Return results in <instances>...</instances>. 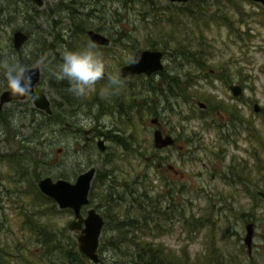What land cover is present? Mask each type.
<instances>
[{
  "label": "rangeland",
  "instance_id": "rangeland-1",
  "mask_svg": "<svg viewBox=\"0 0 264 264\" xmlns=\"http://www.w3.org/2000/svg\"><path fill=\"white\" fill-rule=\"evenodd\" d=\"M57 1L61 4V0H46L44 5L40 8L48 11ZM63 1L68 2L70 0ZM227 1L228 0H211L212 4L210 12H215L224 7L225 2ZM82 2L85 4H75L77 9L81 12L90 11L92 17L89 16V20L98 21L103 17L104 20L108 21L107 24L110 27L109 29L113 30L115 33L122 25H128L135 29L133 21H135V24L140 27L145 26L143 31H139V35L142 38L146 36V32L150 30L153 31L154 29V38H158L159 36L163 38V34L159 35L158 32L160 26L157 27L156 24L154 25L152 22L145 25L142 21L144 15L150 16L151 11L149 9L152 8V6L157 10L172 7L169 0H155V3H147L144 0H134L129 7H124L121 0H107L106 2L101 1L99 3H96L95 0H82ZM236 3H238V6L236 8L234 7V10H236L235 20L237 21L235 26L230 28L229 24L220 25L212 23L213 25L211 28L207 30L208 32L204 36L205 40L203 43V48L206 49L204 59L207 58L204 66L197 63L196 60H199L198 56L193 58L194 62H189L187 60L185 61V64L183 63L184 61L177 58L172 59L168 55L164 56L165 72L168 71L170 73L173 69L175 72H179L182 70L180 67H184V69L187 70V73H192L194 75L195 84L188 88V90H191V96L186 95L187 100H183V98L177 99L172 95L170 96V93L167 94L168 96L157 95L155 97L159 102L158 107L159 111H161L160 121L162 128L165 131H172L174 135L177 136L176 143L164 149L160 154L163 156L161 158L165 159V168H167L168 163H172L180 171L179 176H176L175 178L177 182L175 189H177V187H182V194H179L177 198L184 204L187 210V217L194 214L200 216L202 213H206V216H210V220H213L210 225L214 228L206 226L207 228L201 229L197 235L194 234L193 239H191L190 233L186 231L183 224L178 221H176L175 230L164 232L157 236L158 241L160 240L166 245H171L173 248L179 250V252H182L181 250L187 246L190 261L195 260L198 255H202L204 260H207V254L210 249L207 244L210 245L211 243L218 246L220 252L222 249L223 251L225 250V252L230 250L239 252V254L241 252L242 254L246 252V249H243L240 246L246 232V222L243 223L244 220L239 219L238 223L231 215L234 206L233 194L236 187L231 181L223 179V176L218 174L221 173L219 172L221 170L215 171V169L218 168L217 166H215V168L209 166L205 169L199 161L196 165H191L190 162L187 163L186 156V149L191 146H198L197 155L200 154V156L204 157V154L207 152L211 159H213V156L215 155L212 151L218 152L216 145L221 139L220 134L223 132V125H225V130L229 127V130L231 131L232 128V121L226 120L231 116V114H228L227 105L231 107L233 100H235L236 97L230 88L232 83H240L246 87L245 94L247 95L244 94V98H247L249 95L252 100L258 101L261 105H264V4L255 0H236ZM70 16L71 12L69 9L60 7L59 13L56 14V16H53L50 20H47L46 15H43L36 20L38 25L32 22L33 28L40 29V34L37 35L38 32L36 31L35 33V30L33 31L32 37L26 45V49L36 52L41 46L39 44V40L42 39L40 35H42L47 42L53 40L54 34H60L64 38L69 39L70 34L74 29L70 21ZM1 18L6 20L8 19V16L2 15ZM75 18L78 19L79 16L76 14ZM54 20L59 21L57 27L54 24ZM24 24L30 26L27 22H24ZM161 29L162 32H166L167 30L165 26ZM12 32L13 28L11 24L7 23L1 25L0 35L4 39L3 42L5 45L11 46ZM108 35L112 37L111 34ZM128 45L129 43L126 37L125 42L120 40H117V42L113 41L110 47L111 51L102 54L108 72L112 74L118 72L122 65L128 63L132 59L136 48L129 49L127 47ZM65 50H68V46L59 43L60 54ZM42 59L41 56V58L36 60L35 64L41 63ZM181 63L183 65H181ZM0 73L4 75L3 69H0ZM181 76L182 79L185 78L184 74ZM190 78H192V76ZM154 79L155 81L159 80V73L156 74ZM140 80L143 82L145 78H140ZM39 86L45 90L52 99L61 100L57 93L51 88L49 78L44 77ZM143 88V97H149L148 99H151L154 95L152 90L147 91L145 89L148 87L144 85L140 86V89ZM197 93L201 94L199 95V98L195 97ZM105 97H107V94H105ZM199 100L207 102L208 107H200L198 105ZM7 106L8 109L11 107L10 104ZM61 110L63 114L68 117V121L77 120V116L70 117V108L65 107L61 108ZM82 110L85 109L81 108L80 112H82ZM141 110L144 119L143 121L146 122V130L142 128L143 131L140 132V147L143 149L149 146L150 150L148 149V153L151 154L153 153L152 146H154L153 130L156 127V124L151 122V118L155 116L154 108L151 112L145 111L144 107H142ZM90 113H92L90 115L93 116L98 115V109H95ZM133 113V119L136 120V112ZM80 114L82 116V123H80V125L84 126L83 128L96 126L104 128L105 130H108V128H114L115 123L119 122L116 120L123 116L122 111L115 109L112 105H110V109L106 113H99V121L97 122L96 120H89L88 118L84 119L86 116L85 113ZM223 115L226 116V119ZM23 124L24 122L20 124L16 121L17 129L15 130L18 131V133L13 139L8 141V139L11 138L7 134L9 129L3 124V122L0 123V150L4 153L20 150V152L29 157L30 180L28 182V188L30 192L34 181H36L34 179V170L35 172H39L40 176L49 175L54 179L61 177L59 175H62L65 171L66 175H68L63 178L75 181L77 175L87 169L90 165H95L99 169L106 166L101 158L103 155L99 152L98 148H96L97 151L94 149L91 155L92 161L88 162V155L90 152L81 148L79 150L77 149L75 143L77 138L76 135H73L71 132L72 129H67L65 132L60 131V127L64 126L63 123L57 125V131L54 132L51 130L49 133H42V136L38 134L35 138H33L34 135H32V132L34 126L37 132L40 131L38 123H30V126L29 124ZM12 127L14 129V126ZM256 127L263 128L261 121H257ZM125 136H127V133ZM4 138L8 139L5 140ZM212 141H216V143L212 145ZM220 141L223 147L233 151V144L226 143L222 139ZM23 144L25 145L24 149H22ZM80 144L82 145L83 142ZM107 144L110 147L117 148L111 140H107ZM120 152H123V150L121 149ZM40 155H44V157H42L40 165L35 167L33 159ZM208 156L205 160L210 162ZM115 157L119 161L120 158H118V155H115ZM230 159L231 158H228L227 160L224 158L217 159L214 162L215 165L221 164L223 166L228 164ZM58 162L65 165L59 169L56 167ZM77 162H80V166L78 169H75L73 166ZM133 162L140 170L145 169V166L140 159L135 158L133 159ZM107 168L111 169L112 166L107 165ZM155 169L156 165H153L150 171L151 174L155 172ZM75 170H78L77 174H74L76 172ZM199 171H203V177L195 176ZM214 171L217 175L212 178L211 174ZM223 171L224 168L222 167V172ZM13 174L14 176L16 175V170ZM187 174H192L193 177H190ZM191 178L197 182H199L198 180L200 179H205L206 182H201L199 185H187V183L190 184L188 181H190ZM14 185L18 187V182L15 181ZM93 185L94 181L92 182V188ZM14 188L16 187L14 186ZM198 192H200V194H197ZM17 195L18 193H13L11 199L5 202V206L7 207L5 211L9 216V225L14 232L16 240L20 239L21 242H24L26 239L25 237H28L30 240V243L28 242L31 247L30 249H32V247H40V244L33 233L29 234L27 231L19 229L22 219L19 216L18 211L22 209L23 202ZM245 197L246 196H243V202H246ZM90 198L91 202L88 204L89 206H95V203L100 201L97 196H92ZM28 199L32 201V193H30ZM89 206L83 207L84 215L87 214ZM65 209L67 208H60L57 204L55 208L57 213L50 215L53 221L52 226L54 227V230L60 231V228L64 225L68 227L69 221L74 217L73 214L66 212ZM101 211L103 213L102 209ZM260 221V224L264 226V218H261ZM68 230V236H76L77 238L78 234L76 231L70 230L69 227ZM105 236V233L102 232L100 246L105 244ZM255 242L256 247L260 248L259 250H256V255L259 254L260 251L264 252V230L262 227L257 226ZM99 252L105 257V260L111 259L112 254L109 250ZM202 264L211 263L203 262ZM244 264L249 263L245 262Z\"/></svg>",
  "mask_w": 264,
  "mask_h": 264
},
{
  "label": "trees",
  "instance_id": "trees-1",
  "mask_svg": "<svg viewBox=\"0 0 264 264\" xmlns=\"http://www.w3.org/2000/svg\"><path fill=\"white\" fill-rule=\"evenodd\" d=\"M95 1L99 3L101 1L106 2L107 0ZM121 1L124 7H129L134 0ZM144 1L147 3H155V0ZM73 2L72 0L68 2L61 0V6L69 9L71 12L70 21L74 29L70 34V38H62L60 43L64 46H68V50L70 51L82 50L89 43H92L88 38L87 29L97 28L106 30L108 34L112 35L111 44L113 41L117 42V40L125 42L126 37L129 43L127 46L129 49L136 48L137 50L140 47H149L151 49H162L164 51L171 50L175 53L177 59L184 61V64L187 60L189 62H194L193 58L198 56L199 60H196L197 63L204 66L207 59H204L206 54V49L203 48L204 36L208 32L207 30L213 25L212 23L220 25L229 24L230 28H232L237 22L235 20L236 10H234V7L236 8L238 6L236 0H228L225 2V6L222 7L223 9L220 8L212 13L210 12L211 0H188L187 2L179 3L169 0L172 7L157 10L152 6V8L149 9L151 11L150 16L144 15L142 18L145 25L152 22V24H156L157 27L160 26L158 32L159 35L163 34V38L160 36L154 38L155 29L146 32V36L142 38L139 35V31H143L145 26L140 27L133 21L135 29L128 25H122L115 33L113 30L109 29V26H105L103 17L98 21L89 20L88 17H92L90 11L81 12L79 9L75 11L73 7L76 1L75 3ZM77 3L85 4L82 0H77ZM75 13L79 16L78 19L75 18ZM163 26L167 28L166 32H162L161 28ZM38 34H40V31L37 35ZM40 36L42 39L39 40V44L41 45L42 43L47 49V78H49L50 84L53 87H57L59 91L61 90L63 107L71 109L78 106L77 104H81L80 102H83V99H89L90 104L98 103L99 100L105 98V94L108 93L107 90L112 93V98L117 102L118 97L116 95L119 93L121 85L115 87L110 86V88L102 85L108 82L106 78L99 81L95 89L83 97H78L70 92L69 82L67 80H57L53 75L58 71V66L63 63L60 51L57 49L58 47L54 46L52 43H48L42 35ZM1 44H3L2 40H0V51L4 49L1 48ZM111 44L108 46L95 44V50L101 54L109 52L111 51ZM3 55L4 54H0V57L2 58ZM181 65L183 64L181 63ZM191 76L192 78H190ZM173 83L174 86L172 89L175 96L186 94V90H184L182 86L178 88V80L174 79ZM6 84L7 80L5 76H3V79L0 78V89ZM193 84H195L194 75L192 73H187V96H191V90H188V88ZM143 85L148 87L145 89L147 91L152 90V92H154L157 90L154 82L151 80L145 79ZM143 91L144 88L142 89V97ZM199 95L201 94L197 93L195 97L199 98ZM148 98L149 97H143L141 108L144 107L145 111L151 112L154 108L153 101L151 100L152 98ZM120 106H124L123 103H121ZM130 107L132 108L133 106ZM227 110L228 112L230 111L229 114L232 115V106L229 107V105H227ZM139 113H142L141 109ZM53 118H59L61 120L66 119L64 115L62 116L56 112L52 115H48L47 119H45L39 127L41 131L40 136H42V133H49L51 130L55 131L56 126L60 123L57 124L54 122ZM139 139H134L133 143L129 145L125 141L126 138L119 137V141L115 138V141L119 142L124 149L133 154L122 157L118 156V158H120L119 161L115 156V158L111 157L105 159L103 162L104 165H106L104 170L108 169L107 165H111L112 168L105 172L104 170L99 171L94 179L93 188L91 187L90 197L97 196L100 201L104 202L102 210L107 217L105 227L103 228V233L106 235L104 238L105 244L100 246L99 251L109 250L112 255L111 259L105 260V257L100 253L101 258L105 262L111 264H202L203 262H209V260L213 259L212 255L214 253H219L215 248L210 247L206 258L207 260H204L202 255H198L195 260L190 261L187 246L181 250L182 252H179V250L173 248L171 245L169 246L160 240L158 241V235L175 230L176 221L183 224L186 231L190 233L191 239L194 238V234L197 235V233L200 232L201 225H194V223L189 224L187 222V210L184 204L177 198L179 194H182V187H177V189H175L177 182H175L174 186L168 184L164 186L162 184H155L153 182L154 175H151L150 178L148 175L139 178V167H130L131 164H135L133 159L138 158L142 161L147 172H150L152 168V162L149 163L146 161V158L152 155V153H148L150 150L149 146L142 149ZM42 157H44V155L34 157L33 163L35 167L40 165ZM12 161L16 164H20L22 160L15 155ZM126 161L129 162L128 165ZM56 167L60 169L59 165H56ZM116 171L119 173L118 175ZM74 174H76V172ZM103 174L106 175L102 177ZM67 175L64 171L62 175L59 176L67 177ZM39 177V172H35L34 170V179L36 181H34L30 192L32 193V201L29 200V202L23 204L24 206L22 209L18 211L22 219L19 226L22 225V229L28 228V231L30 228V231L27 232L29 234L33 233L40 244V247H32L29 260L26 264H99L91 261L86 254L79 250L76 236L71 237L67 235V231L69 230L66 225L62 226L60 231L54 230L50 215L57 213L55 211L57 202L39 189L37 184ZM153 186H155V188H153ZM65 211L73 214L70 208L65 209ZM231 257L235 258V256ZM218 258L219 256L217 255L215 259ZM9 262L10 259L5 257L1 252L0 264H9ZM224 264H233V261H226Z\"/></svg>",
  "mask_w": 264,
  "mask_h": 264
},
{
  "label": "flooded vegetation",
  "instance_id": "flooded-vegetation-1",
  "mask_svg": "<svg viewBox=\"0 0 264 264\" xmlns=\"http://www.w3.org/2000/svg\"><path fill=\"white\" fill-rule=\"evenodd\" d=\"M45 1L46 0H43V3L39 4L36 0H0V27L1 25L8 23V24H11L13 28L12 37H11V40H12L11 46L5 45L3 42L4 39L0 35V40H2L3 42V44H1V48H4L0 51V54H4L2 57L3 59L0 57V62L7 60L9 64H19L24 69L37 66L40 68V71H41L40 79L35 84L34 91L27 94L25 97H18V98L11 99L10 101L4 103L2 108L0 109V123L3 122V124L9 129L7 134L11 137L9 139L8 138L6 139L4 138V139L5 140L8 139L9 141L10 139H13V137L17 135L18 131L15 130L17 129L16 121L20 124L24 122L23 125L29 124V126H30V123L37 122L38 128H39L41 123H43V121L47 119L48 115H52L56 112V113L61 114L62 116L64 115L66 119L61 120L59 118H53L54 122H56L57 124L59 123L62 124L63 122L64 126L60 127L61 132H65L67 129H72L71 132L73 133V135H76V138H77V141L75 142L77 145V149L79 150L81 148L85 151L90 152L88 155V162L92 161L91 155L94 149L96 150V148H98L99 152L103 155V157H101L103 161L111 157L115 158L114 157L115 155H118L121 157L128 155V154L132 155L133 153L124 149V147H122L119 144V142L115 141V138L118 141H119V137L126 138L125 140L126 143L130 145L133 143L134 139L141 138L140 132H142L143 129L146 128V122L143 121L144 119H143L142 113H139V110L141 109V105L143 102L142 89H140V86H143V82L140 80V78H145L147 80L153 81L156 86L155 88H157V90L153 92L154 95L151 99L153 101V107H154V113H155V116L151 118V122L156 124V127L153 130V134L156 128H160L164 134H172L175 138H177V136L174 135L172 131H165L162 128L161 121H160L161 111H159V107H158L159 102L157 101V98L155 97L157 95L168 96L167 94L170 93V96L172 95L173 97H176L177 99L183 98V100H187V96H186L187 95V70H185L184 67H180L182 68V70H180L179 72H175V70L173 69V71L169 73L168 71L165 72L166 69L163 68L160 71H157L151 74L138 73V74L125 75V76L120 75V70H121L120 68L118 72H114V75L119 74L120 79L123 81V83L121 84V87L119 88V93L116 95L118 97L117 102H115V100L112 98V95H111L112 93L109 90H107L108 92L107 97L102 98V100H99L98 103L90 104L89 99H83L84 101L80 102L81 104H77L78 106H75L71 108L70 110V114H69L70 117L77 116V120L68 121V117L65 114H63L61 110V108H65L63 107V104H62L61 90L59 91L57 87H53L50 84L51 88L61 98V100L52 99L48 95V93L39 86V84L44 79V77L45 78L48 77L46 73L48 71L47 49L45 45L41 43L42 48L40 46V48L36 52L26 49V45L32 37V32L34 30L40 31V29L38 28L37 29L33 28L32 22L38 25V23H36V20L39 19L43 15H46V19L50 20L53 16H56V14L59 13L60 7L62 8L61 4L58 3L57 1L54 5L50 7L48 11L44 9L42 10L40 7L44 5ZM72 1H74L73 3H75L76 0H72ZM75 4H77V2ZM73 9L75 11H78L75 5ZM2 15L8 16V19L6 20L2 19L1 18ZM75 16H76V13H75ZM24 22L29 23L30 26L25 25ZM54 22H55L54 23L55 26L57 27L59 21L54 20ZM107 23L108 21L104 20L105 26H109ZM89 29L91 28L87 29V35H88L89 40L92 42L88 34ZM94 29L99 30L102 33L108 35V32L106 30H101L97 28H94ZM17 30H22L28 35V39L25 42H23L21 46L19 47L15 46V42H14V33ZM109 37L111 38V36ZM62 38H64L62 35L54 34L53 40L48 43H52L54 46L58 47L57 49L59 51V43ZM96 45H104V44H96ZM108 45H104V46H108ZM165 55H168V54L164 53V56ZM41 56L43 58L41 63L35 64L36 60L41 58ZM164 56H163V62H164ZM170 57L172 59H176L175 53L172 52V55H170ZM164 67H165V64H164ZM157 73H159V80L155 81L154 78ZM183 74L185 76L184 79L181 78L182 77L181 75ZM3 76L5 75L0 73L1 79H3ZM105 78L107 79V76ZM174 79L178 80V83H177L178 88H180L179 86H182V88L186 90V94L175 96V93H173V89H172L174 86L173 85ZM138 80L141 82H139ZM234 84H240V83H234ZM102 85H105L110 88L109 81L105 82ZM240 85L242 87V90L239 94L236 95L232 92L236 97H235V100H233V104H232L231 118L229 117L226 119V116L223 115L226 120L232 121L231 131L229 130V127H227V130H225V125H223V132H221L220 134L221 135L220 138L224 142L233 144V148H232L233 151L229 150L228 148L223 147L220 141L221 139L217 142V145H216V147L218 148V152L216 151L217 152L216 153L215 151H212V153L215 154L213 156V159H211L208 156L207 152L204 154V157L200 156V154L197 155L198 146H194L195 148L191 146L186 149L187 163L190 162L191 165H194V164L196 165L199 161L202 163L205 169L208 168L209 166L210 167L213 166L214 168L215 166H217L218 168H216L215 171L221 170L219 171L221 173H218V174H221L223 176V179H227L228 181H231L234 184L236 189L233 194L234 195V199H233L234 206H233V210L231 213L232 218H235L238 223H239V219H243L244 220L243 223L246 222L245 223V229H246L245 235L247 233V226L249 224H251L253 228V237H252V244H251L250 251H249V247L247 243H245V240H244L245 235L243 237V242H241L242 244H240V246L243 249L244 248L246 249V252H244V254H242V252L239 254V252H234L230 250L225 252V250L223 251V249L220 252L218 246H215L212 243L210 245L207 244L209 248L210 247L215 248L216 250L219 251L218 254L214 253L212 255L213 259L209 260L211 264H224L226 261L229 262L230 260L233 261V264H244L245 262H248L249 264H264V252L260 251L259 254L256 255V250H259L260 248L256 247V242H255L257 226L262 227L264 230V226L260 224L261 218H264V196L261 195L260 193V191H264V105H261L258 101L252 100V98L249 95L247 98H244L246 87L242 84ZM6 89H8L7 84L0 89V95ZM40 91L45 92L48 98L51 100V107L53 111L52 113H47L43 108L37 106V104L35 103L37 97L39 96ZM121 103H123L124 106H120ZM256 103L259 104L258 108L256 107ZM8 104H10L11 106L9 109L7 108ZM110 105L114 106L115 109L121 110L123 113L122 118L116 120L117 122L118 121L119 122L115 123L114 128H108V130H105L104 128H99L96 126H91L89 128H83L84 126L80 125V123H82V116L80 113H85L86 116L84 119L88 118L89 120L92 119L94 121L96 120L97 122L99 121V113L100 114L106 113L110 109ZM130 106H133V107L131 108ZM207 107H208V104L204 108H207ZM81 108L85 110H82V112H80ZM95 109H98V115H94V116L90 115L92 114L90 112L94 111ZM133 112H136V116H137L136 120L133 119L134 118ZM154 118H157V120L154 121L153 120ZM257 121L259 122L261 121V123L263 124V128L256 127ZM11 125L14 126V129ZM140 125H141V128H140ZM33 128L34 130L32 132V135H34L33 138H35L38 134L41 133V131L37 132L35 130V126ZM57 129L58 128H56L55 131H57ZM126 133H127V136H125ZM99 139H104L105 144L107 146L105 150H101V148L99 147L98 145ZM107 140H111V142H113L117 146V148L110 147L107 144ZM81 142H83L82 145L80 144ZM214 143H216V141L211 142L212 145ZM200 144H203V143H200ZM22 147H23L22 149H24L25 145L23 144ZM167 147L169 146H166L163 148H158L155 146V144L154 146H152L153 153L152 155H149L146 158V161H148L149 163L150 162L153 163V164L151 163L152 165L151 167H153V165H156L155 172L151 174V172L149 173L145 169L140 170L138 172L139 178L145 175H148L150 178L151 175H154L153 182L155 184H162L163 186L165 184H168L170 186L175 185V182H176L175 178L176 176H179L180 171L172 163H168L167 168H165L164 167L165 159L161 158L163 156L160 155L161 152ZM121 149L123 150V152H120ZM15 155H17V157H19V159L22 160L20 164H16L14 161H12L13 156ZM207 156L210 158V162H207L205 160ZM221 157H223L225 160H227L228 158H231V159L226 165H223V166L221 164L215 165L214 161H216L217 159H223ZM28 159L29 157L26 154L20 152V150L19 151L15 150L13 152L10 151L7 153L1 152L0 150V253L2 252V254L5 257L10 259L9 264H26L31 254L29 238L25 237L26 239L24 242H21L20 239L16 240L14 232L9 225V216L6 214V211H5V209L7 208L5 206V202L10 200L12 197V194L15 192L18 193L17 196L22 199L23 204H25L26 202H29L28 196H29L30 191L28 188V182L30 180V176H29L30 161ZM203 161H206L207 163ZM80 162H77L73 166V168L78 169V167L80 166ZM126 164L128 165L129 162L126 161ZM57 165H59L60 168H62V166L65 164L58 162ZM91 166H95V165H90L89 167ZM134 166H135L134 164H131L130 167L134 168ZM221 166L224 168V171H223L224 173L222 172ZM104 168L105 167H103L102 169H99L96 167L95 176L92 182L96 178L99 171H103ZM15 170H16V175L14 176L13 173ZM107 170H111V169H107ZM107 170H104V172ZM215 171L211 174L212 178H214L217 175ZM77 172L78 170H76V174ZM116 174L118 175L119 173H117L116 171ZM105 175L106 174H103L102 177H104ZM187 175H189L190 177H193L192 174H187ZM202 175H203V171H199L198 174L195 176L203 177ZM41 177L43 176H40L38 178V181ZM59 178H63V177H59ZM116 179L118 180L117 177ZM15 181L18 182V187L14 185ZM38 181H37V184H38ZM198 181L199 182L191 178L190 181H188L190 184L187 183V185H199L201 184V182L202 183L206 182L205 179H200ZM14 186L16 188H14ZM153 188H155V186H153ZM197 194H200V192H198ZM243 196H246L245 197L246 202H243ZM89 197H90V194H89ZM90 202H91V198H90ZM103 204L104 202L97 201L95 203V206H89V205H85V206H89L88 209L90 207H95L102 213L101 209L104 207ZM23 206L24 205H22V207ZM73 215H74V212H73ZM102 215L105 218V224H106L107 217L105 216L104 212L102 213ZM209 217L206 216V213H202L200 216H197L196 214H194L187 218V222L189 224L194 223V225L199 224L201 225V229H203V228H207L206 226H211L210 224L213 220H210L211 218ZM105 224L103 228L105 227ZM28 226H29V223H28ZM68 227H69V224H68ZM211 227L214 228L213 226ZM19 229H22L21 226L19 227ZM22 230L28 231V228L22 229ZM29 231H30V228H29ZM72 231H76L77 234L79 233V230H72ZM242 248L240 249L243 250ZM217 255L219 256V258L215 259ZM231 256H235V258Z\"/></svg>",
  "mask_w": 264,
  "mask_h": 264
},
{
  "label": "water",
  "instance_id": "water-1",
  "mask_svg": "<svg viewBox=\"0 0 264 264\" xmlns=\"http://www.w3.org/2000/svg\"><path fill=\"white\" fill-rule=\"evenodd\" d=\"M39 4L43 3V0H36ZM173 2H187L188 0H170ZM264 3V0H255ZM88 34L94 44L108 45L111 43V38L102 33L99 30L91 28L88 30ZM28 39L27 33L22 30H17L14 33L15 46L19 47L23 42ZM167 53L169 56L172 55L171 50L164 52L162 49H151V48H138L132 59L121 66L120 75H131L138 73L151 74L160 71L164 68L163 56ZM28 76H31V90L27 93L34 91L35 84L39 81L41 76L40 68L37 66L29 67L25 69ZM234 94H239L242 90L240 84H231L230 86ZM24 95H13L10 89L4 90L0 95V109L3 104L10 101L13 98L25 97ZM35 103L37 106L43 108L47 113H52L51 100L47 94L43 91L39 92ZM199 106L202 108L206 107V102L199 101ZM259 104L256 103L258 108ZM154 121L157 118L153 119ZM154 144L158 148L171 146L176 142V138L172 134H164L160 128H156L154 131ZM98 145L101 150L107 148L104 139L98 140ZM96 167L91 166L87 170L79 173L75 181H71L67 178L54 179L51 176H43L38 181L40 190L47 196L52 197L60 208H71L74 212V218L69 223L71 230H79L77 235L78 248L88 258L99 264H110L105 262L100 255V238L102 235L103 226L105 224V218L102 213L95 207H90L87 210V214L84 215L83 207L90 203V190L92 180L95 176ZM261 195L264 196V191H260ZM253 237V228L249 224L247 226V233L245 235V243L251 249Z\"/></svg>",
  "mask_w": 264,
  "mask_h": 264
},
{
  "label": "clouds",
  "instance_id": "clouds-1",
  "mask_svg": "<svg viewBox=\"0 0 264 264\" xmlns=\"http://www.w3.org/2000/svg\"><path fill=\"white\" fill-rule=\"evenodd\" d=\"M96 45L89 43L82 50H65L61 53L63 63L58 66V71L53 75L57 80H67L70 84L69 91L78 97H83L95 89L97 83L107 76L110 86L123 83L119 74L107 71L105 59L95 50ZM4 70L7 86L13 95H24L31 90V76L19 64H9L7 60L0 62Z\"/></svg>",
  "mask_w": 264,
  "mask_h": 264
}]
</instances>
